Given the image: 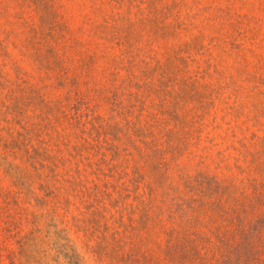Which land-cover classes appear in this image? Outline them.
<instances>
[{
  "label": "rangeland",
  "instance_id": "obj_1",
  "mask_svg": "<svg viewBox=\"0 0 264 264\" xmlns=\"http://www.w3.org/2000/svg\"><path fill=\"white\" fill-rule=\"evenodd\" d=\"M0 264H264V0H0Z\"/></svg>",
  "mask_w": 264,
  "mask_h": 264
}]
</instances>
